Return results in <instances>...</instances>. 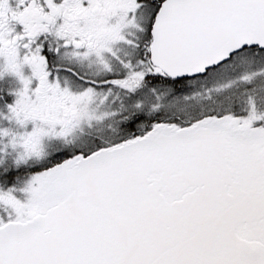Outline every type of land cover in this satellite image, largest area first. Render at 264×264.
Masks as SVG:
<instances>
[{"label":"snow or ice","instance_id":"snow-or-ice-1","mask_svg":"<svg viewBox=\"0 0 264 264\" xmlns=\"http://www.w3.org/2000/svg\"><path fill=\"white\" fill-rule=\"evenodd\" d=\"M0 264H264V0H0Z\"/></svg>","mask_w":264,"mask_h":264}]
</instances>
